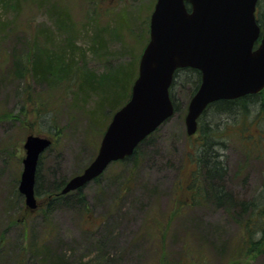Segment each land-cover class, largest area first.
Returning <instances> with one entry per match:
<instances>
[{
    "label": "rangeland",
    "instance_id": "obj_1",
    "mask_svg": "<svg viewBox=\"0 0 264 264\" xmlns=\"http://www.w3.org/2000/svg\"><path fill=\"white\" fill-rule=\"evenodd\" d=\"M2 1L9 26L0 27V264H264V253L239 245L242 203L264 187V114L261 122L251 111L244 122L232 117L220 125L232 128L221 137L226 170L216 181L234 203L218 204L212 193L195 203L190 185L212 181L203 182L197 163L203 134L189 136L185 122L195 77L175 80L177 111L140 144L135 160L113 162L79 188L85 200L74 190L49 204L56 185L94 160L116 104L127 100L129 86L131 93L156 0H27L20 10ZM62 8L70 17L58 24ZM38 41L49 52L70 46L45 78L31 65L19 68ZM29 134L54 141L38 164L36 209L19 190ZM250 239L252 248L264 246V229Z\"/></svg>",
    "mask_w": 264,
    "mask_h": 264
},
{
    "label": "water",
    "instance_id": "obj_2",
    "mask_svg": "<svg viewBox=\"0 0 264 264\" xmlns=\"http://www.w3.org/2000/svg\"><path fill=\"white\" fill-rule=\"evenodd\" d=\"M258 1L157 0L131 97L114 114L96 158L70 178L61 192L83 187L113 160L131 156L141 141L174 114L170 91L177 69L201 71V83L185 118L188 134L197 131L200 116L214 101L263 90L264 35L254 49L261 31L255 13ZM51 143L48 137L30 134L24 144L19 190L33 209L38 206L35 181L39 157Z\"/></svg>",
    "mask_w": 264,
    "mask_h": 264
},
{
    "label": "trees",
    "instance_id": "obj_3",
    "mask_svg": "<svg viewBox=\"0 0 264 264\" xmlns=\"http://www.w3.org/2000/svg\"><path fill=\"white\" fill-rule=\"evenodd\" d=\"M26 1L27 0H3L2 3L7 7H12L13 9L20 10L23 2L25 3ZM33 1L39 3V1L41 0H33ZM59 11H60L59 12L60 16H56V15L54 16H56V18L59 17L58 24H61V22L64 21L66 22V18H69L70 16L66 15L67 14L66 10L63 8L60 9ZM263 11L264 8L262 7V15H259V23L264 29ZM71 21L72 19H70V22ZM8 26L9 23L4 21L2 19V16L0 15L1 30L4 28L6 29ZM39 31L41 32V30ZM52 41H53V37L50 38L47 36V44H50ZM72 41L73 39H68L67 43L71 44ZM68 44L63 46H58L57 48L49 52L51 46H49L48 49L44 51V49H41L40 47V42L38 49H35V43H34L33 45L34 50H31L30 55L27 56L28 57L26 61L27 64L24 66H19V68L22 69L23 67H27L31 65L34 75H36L38 78L48 77L49 74L52 75L54 73V69L56 70L55 68L56 66H60L59 65L60 62L58 61V59L64 57L68 53V48L70 47ZM69 51L70 54H69L68 65L70 67V65L74 64L73 61L76 60V54H75L76 50L73 47H71ZM42 52L46 53L47 55L41 54ZM128 67H129L128 65L125 66L123 71L127 72ZM16 69H18L17 66ZM191 77L193 78L195 77L196 79L194 81L195 85L192 90L193 92H195L201 81V72L198 69L190 68V67L177 69V71L175 72L174 81L171 86V96L173 98V101H174L173 88L175 86V80L179 79L178 81L183 82L185 80L190 79ZM118 78L119 76L116 78V80H118ZM82 85H84V82ZM129 88L130 86L125 90L124 96L125 95L127 96L126 92L127 93L129 92ZM263 91L256 94H247L243 97L236 99H220L214 101L203 112L202 116L200 117L201 125L199 127L200 132H202L203 134V139L202 141L199 142L200 146H198L199 147L198 149L200 153H198L197 160L199 164H202L203 166L202 170L204 169L205 172L203 176L204 177L203 182H207L208 180H212V181L203 184L201 181L199 182V179L198 180L196 179V181H194L190 185L189 190L191 192V198L195 203H201L202 199L206 196L207 193H212L218 204L223 203V200L225 199H227V201L233 200L234 203V197H232V195L224 189V186L222 184L216 181L219 179L222 180L226 170L225 160L221 155L222 148L220 147V145L223 143L221 137L225 136V134L222 135L223 133L230 134L231 133L230 129L232 128V123L229 124L228 122H226L223 128H221L220 125L225 120H229L232 117L234 118L237 117L236 119L239 118L241 119V121L244 122L246 121L245 119H247L251 115V111H256L254 115L256 119L261 122L264 114V101L259 100V97L261 96ZM109 97L110 96L108 95L107 98ZM125 98L126 97H124L123 99ZM103 102H105L104 99L101 100V103ZM121 103L122 102H120L118 106ZM174 104H175V110L177 111V106L175 101ZM252 106H257V108L253 110ZM258 124L261 123L258 122ZM261 135L262 137L264 136L262 133ZM147 139L148 138H146L144 141H146ZM138 151H139V147L137 148L135 153L131 157H129V159L135 160ZM198 176L199 178L202 177V173H199L196 178H198ZM65 181L66 180L56 185V188L48 193L49 204H51V200H54V198L57 200L59 196L62 195L60 191ZM36 192L38 193V195L42 194L41 190L39 189V186ZM76 193L79 196L80 200H85L86 197L84 195L83 189L77 190ZM242 205H243L242 208L245 210V212L241 217H246V216L247 217L244 221L240 223L241 228L243 230L242 232L243 236L239 245H244V246L248 245L250 246L251 250L256 251L258 253H264V246H260L259 244H257L255 245V247L252 248L251 245L252 240L250 239V236H252L254 233H259L264 229V223H263L264 222V187L262 188L260 192V196H258L257 199L253 201L246 200L242 203ZM251 206H253L252 212L251 211L248 212ZM55 264H66V263L56 260Z\"/></svg>",
    "mask_w": 264,
    "mask_h": 264
},
{
    "label": "bare ground",
    "instance_id": "obj_4",
    "mask_svg": "<svg viewBox=\"0 0 264 264\" xmlns=\"http://www.w3.org/2000/svg\"><path fill=\"white\" fill-rule=\"evenodd\" d=\"M128 97H127V100H129L130 99V94L129 95H127ZM200 127V126H199ZM198 132H200V128L195 132V133H193V134H188L189 136H193V135H195L196 133H198ZM206 133V132H205ZM205 137H206V135H205ZM143 141H141L137 146H136V148H135V151L137 150V148L140 146V144L142 143ZM222 146V144L220 145V147ZM223 150H221V155H222V157L224 156V152H222ZM197 163H198V160H197ZM198 165V164H197ZM201 166H202V164H201ZM198 167H199V165H198ZM202 168H203V166H202Z\"/></svg>",
    "mask_w": 264,
    "mask_h": 264
},
{
    "label": "flooded vegetation",
    "instance_id": "obj_5",
    "mask_svg": "<svg viewBox=\"0 0 264 264\" xmlns=\"http://www.w3.org/2000/svg\"><path fill=\"white\" fill-rule=\"evenodd\" d=\"M263 30V29H262ZM261 35H260V37H259V39L261 40V37H262V35H263V31L260 33ZM260 41H258L257 42V44L259 43Z\"/></svg>",
    "mask_w": 264,
    "mask_h": 264
}]
</instances>
